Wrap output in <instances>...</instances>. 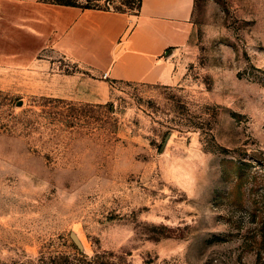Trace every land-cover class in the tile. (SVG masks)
Masks as SVG:
<instances>
[{
  "label": "rangeland",
  "instance_id": "rangeland-1",
  "mask_svg": "<svg viewBox=\"0 0 264 264\" xmlns=\"http://www.w3.org/2000/svg\"><path fill=\"white\" fill-rule=\"evenodd\" d=\"M193 19L176 82L100 102L49 92L86 72L58 54L0 67V264H264V0Z\"/></svg>",
  "mask_w": 264,
  "mask_h": 264
},
{
  "label": "crops",
  "instance_id": "crops-1",
  "mask_svg": "<svg viewBox=\"0 0 264 264\" xmlns=\"http://www.w3.org/2000/svg\"><path fill=\"white\" fill-rule=\"evenodd\" d=\"M195 1L140 0L137 11L120 12L0 0V67L26 68L42 53L54 63L51 54H58L86 72L58 70L49 92L87 102L102 101L114 81L174 83L175 56L195 26Z\"/></svg>",
  "mask_w": 264,
  "mask_h": 264
},
{
  "label": "trees",
  "instance_id": "trees-1",
  "mask_svg": "<svg viewBox=\"0 0 264 264\" xmlns=\"http://www.w3.org/2000/svg\"><path fill=\"white\" fill-rule=\"evenodd\" d=\"M42 1L79 6L83 8L113 9L115 11H120V12L137 11L140 6V0H137V2H135L134 0H122L119 5H110L111 0H103L104 1L103 3H101L102 0H84V2H80L79 0H42ZM76 254H77L76 257L73 256L70 257V254L66 255L63 258L64 263L59 262L54 257L50 260L51 262L50 264H80V254L83 257H86V255L78 250L76 251Z\"/></svg>",
  "mask_w": 264,
  "mask_h": 264
},
{
  "label": "water",
  "instance_id": "water-1",
  "mask_svg": "<svg viewBox=\"0 0 264 264\" xmlns=\"http://www.w3.org/2000/svg\"><path fill=\"white\" fill-rule=\"evenodd\" d=\"M71 237L74 240L75 244L79 247V243H78V240L76 239V237L72 234H71Z\"/></svg>",
  "mask_w": 264,
  "mask_h": 264
},
{
  "label": "built area",
  "instance_id": "built-area-1",
  "mask_svg": "<svg viewBox=\"0 0 264 264\" xmlns=\"http://www.w3.org/2000/svg\"><path fill=\"white\" fill-rule=\"evenodd\" d=\"M106 76H107V73L104 72V73L102 74V77H103V78H106Z\"/></svg>",
  "mask_w": 264,
  "mask_h": 264
}]
</instances>
